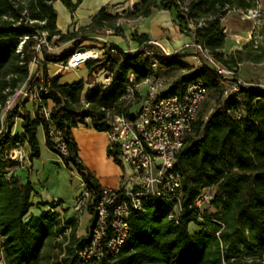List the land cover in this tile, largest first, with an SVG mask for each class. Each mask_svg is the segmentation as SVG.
Masks as SVG:
<instances>
[{"label":"trees","instance_id":"obj_1","mask_svg":"<svg viewBox=\"0 0 264 264\" xmlns=\"http://www.w3.org/2000/svg\"><path fill=\"white\" fill-rule=\"evenodd\" d=\"M54 1L57 0H0V114L18 84L38 82L40 69L47 73L42 62L32 76L28 72L41 32H47L49 39L56 37L54 42L77 41L87 32L101 29H111L124 37L116 25L120 16L146 17L155 9H174L179 32L193 23L194 41L225 67L237 70L238 58L223 52L226 34L222 18L229 11L255 7V0H138L130 9L122 10L123 15L109 14L101 8L87 25L61 34L56 28ZM58 1L70 12L80 2ZM182 4L186 10L179 8ZM198 21L202 26H196ZM130 36L138 44L134 53H125L113 45L104 47L103 59L86 61L85 80L59 83L58 76L50 79L48 93L42 95L43 103L50 104L49 120L41 115L37 103L32 104L31 113L20 96L5 112V129L0 134V264H264V89L246 86L224 97L220 76L214 69L193 67L176 54L169 58L155 55L165 68L164 74L168 68L178 70L164 95L181 94L195 79H202L208 94L213 95L206 113L200 109L207 97L202 103L177 156L183 207L178 224L167 219L158 202H148L129 217V234L115 256L84 260L80 251L87 238L76 234V218H65L69 207L57 211L62 202L53 200L43 204L48 209L39 213L40 204L30 202L31 183L15 175L14 170L21 165L9 159L8 152L20 143L30 161L38 158V126L43 129L47 148L62 159L66 168L77 170L86 190L99 195L101 186L79 159L72 128L85 124L84 118L90 117L92 128L106 131L102 107L128 114L132 104H126L122 96L130 83L129 76L132 74L133 82L139 83L150 65L143 56L147 35L134 31ZM24 37L20 54L16 49ZM77 44L74 42L56 56L49 55L40 44L44 62L67 59ZM101 70L110 73L112 86L106 91L86 87L92 74ZM83 100L89 103L86 109ZM15 117L20 119L21 135H11ZM51 127L61 133L66 155L50 140ZM107 155L119 162L115 149L107 148ZM205 188L212 190L208 205L202 211L190 208ZM191 223L198 230L190 232Z\"/></svg>","mask_w":264,"mask_h":264},{"label":"built area","instance_id":"obj_2","mask_svg":"<svg viewBox=\"0 0 264 264\" xmlns=\"http://www.w3.org/2000/svg\"><path fill=\"white\" fill-rule=\"evenodd\" d=\"M179 8L186 10L184 4ZM241 14L243 19L259 17L261 15L259 0H255V7L241 10ZM202 24V21H198L196 26L200 27ZM194 28L195 26L190 22L181 32L190 35L192 39L177 50H170L161 41L155 39L144 42L146 46L143 47V56L150 60V65L146 77L139 83L133 82L132 74L129 76L130 83L125 87L122 96L126 104H132L127 115L114 113L102 107L108 124V129L104 131L108 148L117 152L121 175L117 187H101L99 195L91 194L84 188L71 203L73 210L86 209L90 213L87 232L84 235L87 243L80 251V256L84 260L100 259L106 254L115 256L129 234V217L142 210L148 202H158L165 209L168 220L176 224L180 220L183 210L182 173L176 165L177 156L185 144L193 120L207 97L208 88L202 79H195L186 85L181 94L164 95L169 80L165 77V68L159 64L155 55L160 54L169 58L173 54L178 55L181 50L191 49L196 58V63L192 66H208L214 69L220 76L224 97L236 93L241 87L256 86L241 80L236 74L237 70L225 67L201 44L196 43ZM223 32L227 35L226 26L223 27ZM39 40L40 43L35 46L36 55L29 64L35 66L30 76L35 73L38 64L44 62L40 44L47 51L54 49L55 46L53 39H49L45 31L40 33ZM24 41L25 37L20 40L16 49L20 54ZM104 55L103 49L98 50L93 46L75 48L67 59L57 62L56 68L50 74L45 75L43 69H40L36 75L38 82L32 85H28L26 81L18 84L13 89V93L7 97L2 114H5L14 98L20 96L23 101L30 100L32 104L37 103L41 115L49 120L50 106L43 103L42 95L48 93L50 79L61 72L80 68L87 60L103 59ZM230 79L232 82L227 87L226 84ZM111 86L109 72H106L101 82L93 79L87 83V87H97L102 91H106ZM139 86H143L142 91L138 89ZM82 106L86 109L89 103L83 100ZM3 119L0 117V134L5 129ZM84 122L90 125V117H85ZM49 137L61 154L66 155L67 149L61 133L51 127ZM8 158L22 166L26 161L24 145L20 143L13 145L8 152ZM211 198L209 193H202L190 208L202 211Z\"/></svg>","mask_w":264,"mask_h":264},{"label":"crops","instance_id":"obj_3","mask_svg":"<svg viewBox=\"0 0 264 264\" xmlns=\"http://www.w3.org/2000/svg\"><path fill=\"white\" fill-rule=\"evenodd\" d=\"M76 2L77 0H72ZM138 0H80L73 12H70L60 1H54L53 7L56 11V28L61 34L71 33L78 30L80 27L87 25L90 19L95 15L101 8L109 14L119 13L123 15L122 10L130 9L133 4ZM241 10H232L227 12L223 17L224 26L233 32L232 36L226 35L223 52L225 55H235L238 58V67L244 62L255 61L260 62L262 57L259 52H256L255 56L252 57L249 54L248 47L257 49L259 46L256 44V33L253 34V40H248V35L251 30H245L242 22H238L236 13ZM176 12L174 9H155L146 17H137L133 19H125L126 21H135V24L129 28L128 33L131 34L135 31L137 34H146L149 39H155L161 41L170 50H177L182 47L186 42H189L192 38L188 34L179 32L178 27L175 24ZM241 19H243L241 17ZM119 20V19H117ZM116 25L120 26L123 30L124 37L116 35L111 29H101L97 31L87 32L82 38V41H76L74 39L66 40L63 42H69L67 48L61 47L62 42L58 43L54 49L48 51L49 55L56 56L68 48L72 47L74 42H78L76 48H80L83 45L84 38L91 37V41L88 40L90 46L97 48L98 50H104V47L113 45L120 48L125 53H134L138 44L135 41H130L126 34V27L121 22L116 21ZM126 39V40H125ZM243 39V41H240ZM93 44V45H91ZM131 45V46H129ZM256 51V50H254ZM258 53V54H257ZM191 49H184L179 51L178 58L188 62L189 64H195L196 58L193 55ZM58 62V61H57ZM57 62L48 61L46 64V71L50 74L57 66ZM78 69L84 70L83 77L79 79H65V75L71 71L61 72L57 74L59 83H71L79 80H85L87 78V69L85 65ZM73 70V71H77ZM106 70H101L97 73H93L90 79L95 78L96 81L101 82ZM98 76V77H97ZM101 77V79L99 78ZM87 87V83L85 84ZM30 111V109H28ZM41 127L38 126L37 129ZM20 128V119L15 117L13 119V126L10 129L11 135H21L17 133ZM21 129V128H20ZM42 129V127H41ZM37 133V131H36ZM43 133V129H42ZM72 136L78 146V156L81 162L87 167L91 174L96 178L101 187L115 188L120 183L121 165L120 162L115 163L111 156L107 155L108 140L104 131H97L90 125H77L72 128ZM43 144L39 140V158H34L31 162H25L22 166L18 167L15 171V175L22 181H29L31 183L33 192L30 197L32 204L39 203V213L47 210L48 206L43 205L52 202L53 200H60L62 204L56 207L57 211L61 208H67L64 214L67 220L74 219L79 215L78 220L83 214L87 215L86 222L90 219V213L86 209L80 211L73 210L71 203L73 199L83 192L84 187L81 181V177L77 170L66 168L62 159L54 152L49 150L45 144L44 133L42 136ZM102 156L111 165V175L104 174L93 165L94 156ZM38 161V162H37ZM63 215V214H62ZM78 221V227H79ZM78 227L76 233H78Z\"/></svg>","mask_w":264,"mask_h":264},{"label":"rangeland","instance_id":"obj_4","mask_svg":"<svg viewBox=\"0 0 264 264\" xmlns=\"http://www.w3.org/2000/svg\"><path fill=\"white\" fill-rule=\"evenodd\" d=\"M259 9L261 10V15L259 17H257V18L241 19V15H242L241 12L236 13V15H235L237 17L238 22H242V24H243L242 28H244L247 31L251 30L249 32V34H247L249 41L253 40V34H254V32L256 33V39H257V41H256L257 43L256 44H258L259 47L257 49H252L251 47H248L247 49L250 51L249 52L250 56L254 57L256 52H259L260 56L262 57V60L260 62H255V61H253V62H251V61L244 62L240 67H237V73L236 74L244 82L256 84V86H259V88L264 89V0H259ZM119 12L122 13L123 11H119ZM118 19L119 20H117V21L121 22L122 25L125 26V27H126V24H131V25H129L128 29L126 28V34L128 35V39L130 41H133L131 39L130 34L128 33V30H129L130 27H132V25L135 24V21L128 22V21L125 20V19H133V18H129V17H127V15H123V16H120ZM226 28H227V35H229V36L231 35L232 36L233 32L230 31V29L227 27V25H226ZM122 32H123V30H122ZM54 38H56V37H52L53 40H54ZM82 39H79L78 41H82ZM84 39H86V40L83 41L82 47L90 46V43H92V42H88V40L91 41L92 40L91 37H86ZM240 41H243V39H240ZM54 43H55V46H54V48H55L56 46H58L59 42L55 41ZM62 43L63 44L61 45V47H63V48L64 47L67 48V46H69V42L66 43V42L62 41ZM91 45H93V44H91ZM129 46H131V45H129ZM254 50H256V51H254ZM51 62H53V61H51ZM42 63L46 67V64L48 63V61H45V62H42ZM195 63H196V61H195ZM34 70H35V66L30 65L28 67L29 74L33 73ZM177 72H178V70H177L176 67L168 68L166 70L165 77L168 80H171V78L174 75H176ZM83 75H84V70L78 69L77 71H71V72L67 73L65 75V79H79L78 77H83ZM99 78L101 79L100 76H99ZM93 79L94 80L96 79L95 76H94V78H92V80ZM231 82H232L231 79L228 80V82L226 84L227 87L230 86ZM138 89L142 91L143 90V86H139ZM212 102H213V95H212L211 92H209L204 104L202 105V107L200 109V112L206 113V111L210 108ZM24 103H25V107L27 109H30V112L33 113L32 112V102L30 100H26V101H24ZM49 106H50V104H49ZM0 117L4 118V115L2 114V112L0 114ZM17 133H21V129L20 128H18ZM42 136H43L42 129H41V127H39L37 129L36 137H37L38 142L40 140L42 145L44 146L43 140H42ZM104 157H106V156L104 155ZM104 157H103V155L102 156H99V155L94 156L93 159H92L93 165H95L100 172H102L104 174H107V175H111V173H112V168L110 167L111 165H108V162L106 161V159ZM25 162L26 163L27 162L28 163L31 162L28 159L27 151H26V161ZM14 171H16V170H14ZM203 193H209L211 195L212 194V190H210L209 188H205L203 190ZM78 218H79V215H77L76 219L78 220ZM86 220H87V215L86 214H83L81 216L80 221L78 220L79 221V227H78V233H76L78 236H84L86 234L87 227H88V224H89V221L86 222ZM189 230H190V232L196 231V230H198V226H194L191 223V224H189Z\"/></svg>","mask_w":264,"mask_h":264},{"label":"water","instance_id":"obj_5","mask_svg":"<svg viewBox=\"0 0 264 264\" xmlns=\"http://www.w3.org/2000/svg\"><path fill=\"white\" fill-rule=\"evenodd\" d=\"M80 49H83V47H80Z\"/></svg>","mask_w":264,"mask_h":264}]
</instances>
